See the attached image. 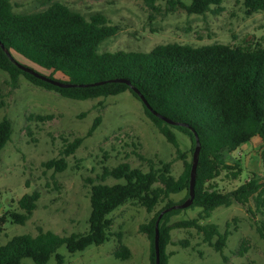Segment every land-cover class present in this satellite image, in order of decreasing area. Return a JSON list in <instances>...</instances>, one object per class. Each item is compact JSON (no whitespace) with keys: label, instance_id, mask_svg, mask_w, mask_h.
<instances>
[{"label":"trees","instance_id":"1","mask_svg":"<svg viewBox=\"0 0 264 264\" xmlns=\"http://www.w3.org/2000/svg\"><path fill=\"white\" fill-rule=\"evenodd\" d=\"M145 1L150 6L156 2ZM165 1L173 8L195 15L220 12L224 2L190 0L186 4L184 0ZM241 1L247 16L264 12V0ZM118 30L102 14L86 19L59 2L38 12L18 14L9 0H0V44L4 48L0 46V70L8 74L13 86L22 76L37 87L72 100L107 98L128 91L142 103L133 91L136 88L153 111L176 123L163 121L142 103L146 117L181 157L182 173L175 178L169 163L159 161V166L155 167L149 160L146 161L149 164L147 170L126 162L103 168L98 182L90 186L88 232L59 235L38 228L35 236L14 235L0 245V264H21L25 258L34 264H48L52 256L55 264H65L64 256L58 253L60 247L64 246L73 254L91 245L100 246L110 237H115L118 244L114 257L127 260L131 251L123 244L121 233L111 231L113 223L108 217L127 202L137 204L147 213L165 203L138 229L149 241V261L155 264L156 221L164 210L189 198L191 162L180 153L174 130L190 138L191 153L195 148L193 132L199 140L194 199L188 208H199L200 213L198 218L171 224H168L170 218L178 215L181 209L162 214L158 222L159 264H168L166 248L171 244L172 230H194L205 244L221 253L230 233H220L216 225L201 224L200 221L208 219L215 208L228 207L234 202L246 206L252 200L258 212L264 209V182L258 178H250L227 193L219 191L214 183L222 172L232 180L241 176L240 161L231 157L234 151L254 138L264 144V39L244 46L192 47L169 43L155 46L149 52H99L101 43L116 35ZM4 50L16 53L40 69L60 73L66 78L61 82L76 86L59 88L37 79L19 69ZM47 77L53 79L52 75ZM120 80L129 81V85ZM96 126V123L92 125L88 136ZM12 133V122L7 118L0 120V152L10 142ZM81 142L82 139H75L62 155L74 154ZM45 167L61 172L66 163L61 157L48 161ZM107 179L116 182L107 184ZM181 192L186 193L185 198L174 203L170 196ZM39 197L37 192L23 195L17 202L22 212H8V217L15 224L24 225L31 218ZM0 223H5V219L1 218ZM256 231L264 240V223L260 222Z\"/></svg>","mask_w":264,"mask_h":264},{"label":"rangeland","instance_id":"2","mask_svg":"<svg viewBox=\"0 0 264 264\" xmlns=\"http://www.w3.org/2000/svg\"><path fill=\"white\" fill-rule=\"evenodd\" d=\"M9 1L18 14L38 12L59 2L86 19L97 13L104 15L119 30L101 43L99 52H149L169 43L244 46L264 39V12L245 15L241 0H224L220 12L202 15L187 14L165 0H156L152 6L145 0ZM184 2L189 4L190 0ZM11 54L17 62L42 75L66 80L60 73L40 69L16 53ZM3 118L12 122L13 133L0 152V219H5V223H0V245L14 235L35 236L38 228L59 235L88 232L90 186L98 182L103 168L126 162L147 170L149 160L155 167L159 161L169 163L175 178L183 171L176 149L146 117L142 103L128 91L107 98L72 100L37 87L22 76L13 86L8 74L0 70V120ZM94 123L97 126L88 136ZM174 133L180 153L191 162L190 138L176 130ZM77 138L82 142L74 154L63 156L62 151ZM61 157L65 170L55 172L45 167L48 161ZM231 157L240 161L241 176L232 180L222 172L214 180L219 191L230 192L253 177L264 182V144L258 138L242 145ZM33 192L40 197L31 218L24 225L15 224L7 213H21L18 200ZM185 196L181 192L170 199L177 203ZM164 204L147 213L127 202L108 216L113 223L111 231L121 233L123 244L131 251L127 260L114 257L118 246L115 237L73 254L62 246L58 253L64 256L65 264H150L149 241L138 229ZM199 213V208L182 209L168 224L198 218ZM260 222L264 223V209L258 212L252 200L246 206L235 202L228 207L219 206L200 223L214 224L220 233H230L223 251L218 253L209 247L194 230H172L171 244L166 248L168 264H264V240L256 231ZM185 241L187 244L183 245ZM21 264L34 263L25 258ZM48 264H55L54 256Z\"/></svg>","mask_w":264,"mask_h":264},{"label":"water","instance_id":"3","mask_svg":"<svg viewBox=\"0 0 264 264\" xmlns=\"http://www.w3.org/2000/svg\"><path fill=\"white\" fill-rule=\"evenodd\" d=\"M1 48H3V45L0 44ZM5 53L7 54V56L15 62L16 66L21 69L22 71L34 76L35 78L37 79H40L44 82H47L53 86H56V87H59V88H69V87H75L76 85H72L70 83H64V82H61V81H58V80H54V79H51L45 75H42L38 72H36L34 69L28 67V66H25L23 64H20L19 62H17L12 54L7 51V50H4ZM121 82H124L126 84L129 85V81H125V80H120ZM98 84V83H96ZM78 86H88V85H78ZM133 91L136 93V95L139 97V99L142 101L143 105L149 109L155 116L161 118L163 121L169 123V124H176L174 122H172L171 120L163 117V116H160L159 114H157L155 111H153L149 104L147 103V101L145 100V98L140 94V92L136 89V88H133ZM194 133V137H195V148L193 150V153H192V160H191V169H190V179H189V198L186 199V201H184L182 204H179V205H174L166 210H164L161 215L159 216V219L161 218L162 214L164 212H168L170 210H174V209H186L188 208L189 206L192 205L193 203V199H194V186H195V176H196V168H197V163H198V156H199V149H200V146H199V140H198V137L196 135L195 132ZM159 219L156 221L155 223V237H154V251H155V264H159V246H158V222H159Z\"/></svg>","mask_w":264,"mask_h":264},{"label":"built area","instance_id":"4","mask_svg":"<svg viewBox=\"0 0 264 264\" xmlns=\"http://www.w3.org/2000/svg\"><path fill=\"white\" fill-rule=\"evenodd\" d=\"M1 216V215H0Z\"/></svg>","mask_w":264,"mask_h":264}]
</instances>
